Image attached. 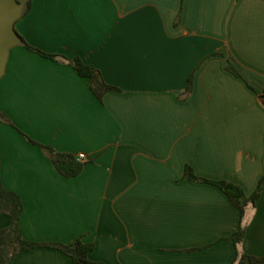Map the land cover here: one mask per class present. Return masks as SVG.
<instances>
[{"label":"crops","instance_id":"crops-1","mask_svg":"<svg viewBox=\"0 0 264 264\" xmlns=\"http://www.w3.org/2000/svg\"><path fill=\"white\" fill-rule=\"evenodd\" d=\"M15 31L57 55L21 42L0 77L12 123L0 122V182L20 197L26 240L80 238L105 264L264 257V186L240 220L217 186L183 178L190 166L250 196L264 176V0H30ZM76 57L117 90L96 98ZM26 136L89 162L65 177ZM9 223L0 213V230ZM12 264L71 260L41 247Z\"/></svg>","mask_w":264,"mask_h":264},{"label":"trees","instance_id":"trees-1","mask_svg":"<svg viewBox=\"0 0 264 264\" xmlns=\"http://www.w3.org/2000/svg\"><path fill=\"white\" fill-rule=\"evenodd\" d=\"M30 7V0L27 1L22 16L27 13ZM17 33V32H16ZM19 36V35H18ZM21 42L30 50L36 51L41 55L50 58L57 59V55L45 53L40 51L21 39ZM69 64L74 70L82 77L87 79L88 86L93 94L99 100H102L104 94L109 91L117 90L116 87L107 84L101 77L100 72L93 66L82 62L79 58L67 59ZM227 69L236 76L240 74L232 65H228ZM191 87V77L188 79L187 89L189 92ZM262 102L264 103V92L260 95ZM0 122H4L12 125L8 117L0 110ZM29 143L38 144L36 141L26 136ZM48 155V158L53 163L57 171L65 177L77 176L84 166L89 162L88 159H78L77 155L71 153L58 152L49 146L38 144ZM183 178L190 181L205 182L217 186L221 189L231 204L234 205L239 213L240 220H242L246 206L248 204H254L259 197L260 192L264 186V176L259 180L255 191L246 196L242 188L234 183L221 181V180H209L198 177L194 174L190 166H185ZM22 211V203L17 193L5 189L0 182V213L6 214L10 223L5 229L0 230V264H12L13 258L22 252L30 251L36 248L47 247L61 251L67 255L71 264H105L100 261L90 260L88 257L89 252L93 248L92 243L83 242L80 238L73 240L70 243H41L26 240L20 229V214ZM245 227L240 223L238 229L230 236L233 240L235 247L241 243L244 237ZM236 264H264V257L248 255L245 253L239 254L236 252L234 259Z\"/></svg>","mask_w":264,"mask_h":264},{"label":"water","instance_id":"water-1","mask_svg":"<svg viewBox=\"0 0 264 264\" xmlns=\"http://www.w3.org/2000/svg\"><path fill=\"white\" fill-rule=\"evenodd\" d=\"M28 0H0V77L4 74L9 50L21 43L15 23L21 18Z\"/></svg>","mask_w":264,"mask_h":264},{"label":"built area","instance_id":"built-area-1","mask_svg":"<svg viewBox=\"0 0 264 264\" xmlns=\"http://www.w3.org/2000/svg\"><path fill=\"white\" fill-rule=\"evenodd\" d=\"M77 158H78V159H85L86 156H85L84 153H78V154H77Z\"/></svg>","mask_w":264,"mask_h":264}]
</instances>
